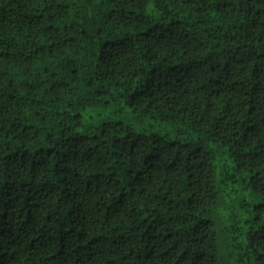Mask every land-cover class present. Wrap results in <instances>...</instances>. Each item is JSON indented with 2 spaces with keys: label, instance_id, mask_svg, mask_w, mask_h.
<instances>
[{
  "label": "trees",
  "instance_id": "trees-1",
  "mask_svg": "<svg viewBox=\"0 0 264 264\" xmlns=\"http://www.w3.org/2000/svg\"><path fill=\"white\" fill-rule=\"evenodd\" d=\"M0 264H264V0H0Z\"/></svg>",
  "mask_w": 264,
  "mask_h": 264
},
{
  "label": "rangeland",
  "instance_id": "rangeland-1",
  "mask_svg": "<svg viewBox=\"0 0 264 264\" xmlns=\"http://www.w3.org/2000/svg\"><path fill=\"white\" fill-rule=\"evenodd\" d=\"M84 118H93L96 121H101L105 118L119 121L129 125L134 131L149 132L153 130L163 132L164 130L157 121L149 118H138L131 112L129 107L120 105H109L100 110H88L85 112Z\"/></svg>",
  "mask_w": 264,
  "mask_h": 264
}]
</instances>
